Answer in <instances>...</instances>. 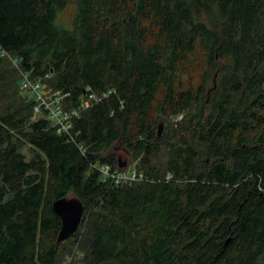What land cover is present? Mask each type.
<instances>
[{
  "label": "trees",
  "instance_id": "1",
  "mask_svg": "<svg viewBox=\"0 0 264 264\" xmlns=\"http://www.w3.org/2000/svg\"><path fill=\"white\" fill-rule=\"evenodd\" d=\"M68 2L0 0V50L66 110L107 95L58 134L0 55L25 94L0 114V264H61L52 203L70 193L84 212L60 244H84V264H264V0H75L63 29ZM181 114L192 140L157 135ZM118 148L144 180L102 179Z\"/></svg>",
  "mask_w": 264,
  "mask_h": 264
},
{
  "label": "rangeland",
  "instance_id": "2",
  "mask_svg": "<svg viewBox=\"0 0 264 264\" xmlns=\"http://www.w3.org/2000/svg\"><path fill=\"white\" fill-rule=\"evenodd\" d=\"M75 14V0H69L68 5L63 8L58 13L56 23L62 27L63 29H71L73 25V19ZM202 19L204 17L201 15ZM204 60H203V54L202 52L197 49L195 54L193 55L190 65L191 70L193 71L194 75L195 72L199 70H202ZM198 66V67H195ZM18 73V72H17ZM18 78L20 75H17ZM17 76L14 79H0V114H3L8 106H19L21 99L25 96L24 92L18 90L17 88H14V81L16 80ZM22 97V98H21ZM21 106V105H20ZM35 118L36 116L33 115ZM196 121V120H195ZM194 128L198 127L195 125V122L191 119L190 116H185L184 114H181L177 117H173L169 119L168 121L163 120L160 126V135L162 134L163 140L167 139H173L175 137L180 136V134H184L189 140H192V135ZM192 129V131H190ZM193 142V141H192ZM194 147L199 153L200 160L203 158L204 160V150L205 147L198 143L197 141L194 142ZM114 156L117 159L118 168L122 170H127L129 168H136L138 163V158H136L132 153H125L123 148H118L116 150H111ZM22 153L29 158V153L27 149H23ZM122 155V157L119 156ZM119 166H122L123 168H120ZM125 168V169H124ZM67 199L75 198L72 193L68 194ZM80 239L82 235L85 238L87 228L82 226L80 228ZM59 260L61 264H84L85 262V247L84 244L79 245L78 243H75L74 241L67 240L66 242L59 245Z\"/></svg>",
  "mask_w": 264,
  "mask_h": 264
},
{
  "label": "built area",
  "instance_id": "3",
  "mask_svg": "<svg viewBox=\"0 0 264 264\" xmlns=\"http://www.w3.org/2000/svg\"><path fill=\"white\" fill-rule=\"evenodd\" d=\"M0 55L11 62L12 66L20 75L19 84L21 88L26 90L33 98L34 116L38 117L40 114L44 113L52 126L55 127L58 134L72 138L73 119L78 117L79 113L89 104L91 105L94 102H99L107 96L106 94L96 95L91 92L87 93L88 89H84L85 98L80 100L76 108L66 110L63 106V102L65 98L67 99L69 96L68 93L51 91V89L41 81L33 80L30 72L22 70L19 66L20 61L18 58L4 51H1ZM94 167L101 174L104 181H110L114 184L144 180L143 175L138 173L135 168L122 170L116 165L111 166L109 164L96 165Z\"/></svg>",
  "mask_w": 264,
  "mask_h": 264
},
{
  "label": "water",
  "instance_id": "4",
  "mask_svg": "<svg viewBox=\"0 0 264 264\" xmlns=\"http://www.w3.org/2000/svg\"><path fill=\"white\" fill-rule=\"evenodd\" d=\"M161 121L158 123L157 135L160 136ZM123 168L122 166H119ZM84 206L77 198H61L52 203L53 212L59 216L61 221V230L56 241V248L60 242L68 239L78 229L82 220Z\"/></svg>",
  "mask_w": 264,
  "mask_h": 264
},
{
  "label": "bare ground",
  "instance_id": "5",
  "mask_svg": "<svg viewBox=\"0 0 264 264\" xmlns=\"http://www.w3.org/2000/svg\"><path fill=\"white\" fill-rule=\"evenodd\" d=\"M1 51V50H0ZM35 80H37V78L35 79ZM39 80V79H38ZM40 81V80H39ZM103 179V178H102Z\"/></svg>",
  "mask_w": 264,
  "mask_h": 264
}]
</instances>
